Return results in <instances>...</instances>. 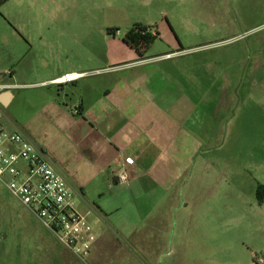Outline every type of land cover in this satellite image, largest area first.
I'll return each instance as SVG.
<instances>
[{
    "label": "crops",
    "instance_id": "0c3cea01",
    "mask_svg": "<svg viewBox=\"0 0 264 264\" xmlns=\"http://www.w3.org/2000/svg\"><path fill=\"white\" fill-rule=\"evenodd\" d=\"M156 29L148 30L155 41L160 36ZM110 31L99 36L87 28L76 39L47 38L43 55L32 58L27 69H19L20 57L6 49L10 62L4 66L0 61L1 122L47 156L75 191L82 213L102 221L99 230L95 226L97 240L88 264H107L108 251L135 258L115 264H159L163 255L169 256L164 253L172 231V264H210L206 247L194 255L190 244L180 243L178 229L186 210L192 211V222L204 223L205 205L221 193L223 182H206L211 163L195 161L202 148L197 136L202 141L210 137L213 112L211 100H197L195 94L209 93L211 86L197 79L194 67H186L189 62L181 67L179 59L190 49H176V35L163 42L165 50H157L154 41L148 50L153 54L140 56L117 28ZM71 73L81 76L69 83L53 82ZM220 89L227 92V83ZM229 100L221 97L217 106L226 108ZM126 158L134 163L126 164ZM123 168L129 180L119 183L115 177ZM0 204L11 211V222H24L30 232L18 208L14 213L1 198ZM231 251L219 247L221 264L234 260L228 256ZM236 252L232 264L254 259L250 250ZM57 260L82 264L73 254Z\"/></svg>",
    "mask_w": 264,
    "mask_h": 264
},
{
    "label": "rangeland",
    "instance_id": "374dc122",
    "mask_svg": "<svg viewBox=\"0 0 264 264\" xmlns=\"http://www.w3.org/2000/svg\"><path fill=\"white\" fill-rule=\"evenodd\" d=\"M135 25L157 28V50H165L163 42L176 35V49H190L179 59L181 67L189 62L186 67H194L197 79L211 86L209 93L195 94L197 100H211L213 111L210 137L202 141L197 136L202 148L195 161L211 163L208 184L223 183L221 193L205 205L209 209L204 223L192 222V211H184L180 243L190 244L196 256L205 246L210 264H221L217 259L221 246L231 249L228 256L234 259L223 264L235 262L237 250H250L251 264H257L258 258L264 260V192L258 196L264 186V0H8L0 6V61L9 64L6 49L11 48L20 57L19 69H27L32 58L43 55L47 38L76 39L86 35L87 28L99 36L117 28L122 37ZM226 83L227 92L220 89ZM225 96L232 104L217 106ZM0 198L14 213L18 208L30 230L22 221L20 226L11 222V211L0 204V264H56L57 259L72 257L1 182ZM89 218L98 230L103 226L94 214ZM172 234L164 253L169 256L163 255L159 264H172ZM49 248L56 260L50 261ZM104 259L107 264L135 260L111 251Z\"/></svg>",
    "mask_w": 264,
    "mask_h": 264
},
{
    "label": "built area",
    "instance_id": "2783aa9c",
    "mask_svg": "<svg viewBox=\"0 0 264 264\" xmlns=\"http://www.w3.org/2000/svg\"><path fill=\"white\" fill-rule=\"evenodd\" d=\"M80 76L65 74L53 82L69 83ZM1 117L0 111V181L64 247L85 262L97 240L94 223L79 210L75 191L47 156L22 133L6 130ZM125 163L133 164L134 159L126 158ZM115 180L126 183L129 173L123 168ZM257 264L264 260L258 258Z\"/></svg>",
    "mask_w": 264,
    "mask_h": 264
},
{
    "label": "trees",
    "instance_id": "16d2710c",
    "mask_svg": "<svg viewBox=\"0 0 264 264\" xmlns=\"http://www.w3.org/2000/svg\"><path fill=\"white\" fill-rule=\"evenodd\" d=\"M8 0H1L0 6ZM149 27L135 25L125 35L124 42L132 48H135L140 56H143L150 48L156 37L149 33ZM264 192V186H261L258 191V196L261 197Z\"/></svg>",
    "mask_w": 264,
    "mask_h": 264
}]
</instances>
